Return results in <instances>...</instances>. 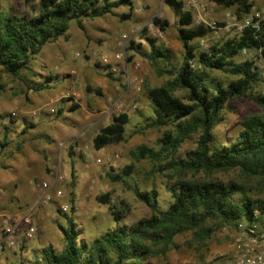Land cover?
<instances>
[{"label":"rangeland","instance_id":"1","mask_svg":"<svg viewBox=\"0 0 264 264\" xmlns=\"http://www.w3.org/2000/svg\"><path fill=\"white\" fill-rule=\"evenodd\" d=\"M132 1L130 19L119 16L130 11L128 6L116 9L119 15L85 18L84 30L73 19L69 37L44 45L19 76L0 70V230L6 220L17 224V244L2 250L0 264H9L5 252L12 249L17 251L10 259L13 264H44L42 250L48 245L61 252L66 242L59 224H67L66 215L77 223L79 240L89 244L117 225L111 204L123 209V225L150 217L152 209L135 194L137 185L143 190L156 189L162 209L173 202L168 187L178 173L169 162L184 159L195 150L199 133L186 139L176 154L163 151L161 160L138 159L135 152L141 145L161 149L164 132L175 129L173 122L148 126L156 113L147 88L164 84L175 73L168 72L170 67L163 62L156 65L142 51H150L147 37H152L170 49L175 63L181 64L184 48L178 38L179 16L164 0ZM199 1L200 7L185 4V8L192 11L194 25H207L213 31L192 41L197 53L240 34L243 25L257 14L264 19V0H251L252 11L244 15H239L236 7ZM39 2L0 0V13L33 15L39 10ZM155 16L169 21L166 31L154 25ZM123 35L127 38L120 44ZM64 52L73 55L72 62ZM118 54L121 56L116 58ZM245 59H252L263 73V82L256 89L261 93L264 57L259 51L244 50L235 60ZM209 73L223 85L238 78L219 70ZM41 83L48 86L35 89ZM175 94L188 102L184 90ZM73 105L79 107L73 110ZM121 113L129 116L124 124V139L97 149L93 143L95 135ZM255 114H264V108L254 100L230 99L223 120L214 128L217 140L233 141L242 129V121ZM128 165L133 167L126 182L111 177L122 175ZM213 176L235 182L250 197L264 200V179L251 177L241 168L215 172ZM104 194H109L110 202L101 200ZM30 226L35 227V233L28 239L24 233ZM206 226L212 229L209 237H202L201 231H187L176 235L169 245L148 241L150 256L146 263L224 264L232 251L234 225L210 221ZM26 247H31L30 254H23Z\"/></svg>","mask_w":264,"mask_h":264},{"label":"trees","instance_id":"2","mask_svg":"<svg viewBox=\"0 0 264 264\" xmlns=\"http://www.w3.org/2000/svg\"><path fill=\"white\" fill-rule=\"evenodd\" d=\"M179 16L178 38L184 48L183 61L177 65L170 49L157 40L147 37L150 51L142 54L158 65L163 62L175 76L160 86L147 88V95L155 107L156 117L148 126H164L173 122L175 129L166 130L160 139L161 149L145 145L138 147V159L151 157L161 160L162 152L176 154L181 145L199 133L198 146L184 159H173L169 166L178 173L169 185L173 202L166 209L159 206L156 189L143 190L135 187L136 196L151 209L152 215L133 225H123V209L111 204L117 225L95 238L91 244L79 240L81 231L74 218L66 215V225L59 224L64 235L65 247L58 252L52 245L43 248L45 264H147L150 256L148 241L171 244L174 237L187 231H201L209 237L210 221L235 224L241 219H251L254 211L264 215V200L250 197L243 187L235 182H226L213 173L241 168L251 177L264 179V114H255L242 121V129L229 142H219L214 128L223 120V111L228 101L235 97H248L264 108V95L256 89L263 82V73L252 59L237 62L235 59L244 50L259 51L264 57V20L258 25L249 24L240 34L209 49L197 53L192 41L205 38L213 31L207 25H194L192 11L185 8L183 0H164ZM225 7H236L239 15L250 14L251 0H211ZM128 6L130 11L119 15L116 11ZM119 15L128 20L133 14L132 0H40L39 10L33 15L26 13H0V70L19 76L29 68V62L37 56L44 45L68 38L71 20H76L81 30L85 18ZM154 25L166 31L167 19L155 16ZM134 41L131 48L134 49ZM142 47L141 44H138ZM195 64V66L193 65ZM97 66H101L96 63ZM227 72L238 78L227 85L215 82L210 71ZM44 83L36 86L41 90ZM186 92V102L175 93ZM79 106L73 105L76 110ZM129 116L121 113L112 122L102 127L93 139L94 146L102 149L124 139V124ZM27 129H25L26 131ZM4 144V143H2ZM133 165H128L122 175L111 177L126 182ZM193 173L192 177L188 174ZM204 173L206 177H197ZM239 200H238V197ZM110 202L109 194L101 197ZM59 212L63 213L61 209Z\"/></svg>","mask_w":264,"mask_h":264},{"label":"built area","instance_id":"3","mask_svg":"<svg viewBox=\"0 0 264 264\" xmlns=\"http://www.w3.org/2000/svg\"><path fill=\"white\" fill-rule=\"evenodd\" d=\"M185 4L190 8L200 7L199 0H185ZM257 16L258 17H254L251 22L247 21L241 28V31L246 25H258L260 20H264L259 17V14H257ZM126 38L127 35H123L120 44H122V41ZM119 56H121V54H118L116 58ZM193 65L195 66V64ZM129 79L130 76H128V80ZM138 90H140V87H138ZM261 92L264 95V87ZM117 106L120 108L122 105ZM51 111H53V109H51ZM43 186L48 187V184L44 183ZM47 198H49V195H47ZM32 209L33 207L31 210ZM27 222H30L29 219H27ZM16 230L17 224L14 225L7 220L4 222L0 230V254L2 250L7 248L11 249L16 246ZM34 233L35 227L30 226L24 234L25 237L29 239L33 237ZM231 237L233 245L232 251L224 264H264V215H262L259 210L254 211L251 219H241L237 221Z\"/></svg>","mask_w":264,"mask_h":264},{"label":"crops","instance_id":"4","mask_svg":"<svg viewBox=\"0 0 264 264\" xmlns=\"http://www.w3.org/2000/svg\"><path fill=\"white\" fill-rule=\"evenodd\" d=\"M64 53L67 55L69 61L72 62L73 61V55H71V53H66V52H64ZM44 149H48V150H51L52 151V149H49L47 147H45ZM15 250L16 249H12V250H8L7 252H5V255H6V258L5 259L7 260V262L9 264H13V261L10 260V259H11L12 255H14V253L17 252ZM30 251H31V247L30 248L29 247L28 248L26 247L25 250L23 251V254H30ZM42 252H43V250H42ZM42 258H44L43 254H42ZM14 259H16V258H14ZM28 260H31V259H28Z\"/></svg>","mask_w":264,"mask_h":264}]
</instances>
